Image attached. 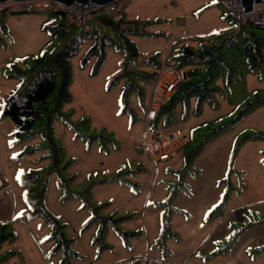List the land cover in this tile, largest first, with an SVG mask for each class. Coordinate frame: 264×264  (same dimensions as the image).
<instances>
[{
  "label": "rangeland",
  "instance_id": "rangeland-1",
  "mask_svg": "<svg viewBox=\"0 0 264 264\" xmlns=\"http://www.w3.org/2000/svg\"><path fill=\"white\" fill-rule=\"evenodd\" d=\"M166 61L186 78L150 128L185 143L155 162L136 144ZM44 70L55 89L17 135L7 101ZM146 256L264 264V27L221 0H118L88 22L0 4V264Z\"/></svg>",
  "mask_w": 264,
  "mask_h": 264
},
{
  "label": "built area",
  "instance_id": "built-area-1",
  "mask_svg": "<svg viewBox=\"0 0 264 264\" xmlns=\"http://www.w3.org/2000/svg\"><path fill=\"white\" fill-rule=\"evenodd\" d=\"M234 19V25L240 29L243 25L251 24L264 27V0L253 5V11L245 12L242 0H221ZM59 10L65 11L73 18L82 22L92 19L93 13L101 12L106 6L89 4H74L71 6L51 1ZM83 16V20L81 19ZM185 74L178 68L165 62L158 71L153 85V93L147 114L146 126L136 144L139 151L144 152L155 162L167 161L185 142L183 135L170 132L161 134L150 128V125L158 120L159 114L167 99L180 87ZM141 264H169L151 257H143Z\"/></svg>",
  "mask_w": 264,
  "mask_h": 264
},
{
  "label": "trees",
  "instance_id": "trees-1",
  "mask_svg": "<svg viewBox=\"0 0 264 264\" xmlns=\"http://www.w3.org/2000/svg\"><path fill=\"white\" fill-rule=\"evenodd\" d=\"M59 12L66 15L65 11L59 10ZM103 21L104 24L107 25L113 24V22H111L110 20H103ZM96 51H98V47L93 46L89 50V53L93 54ZM182 52L183 54H186L189 57L195 56L194 52L191 51L189 48L184 49ZM182 52L179 55V58H182L183 60L188 59L182 54ZM75 53L76 52L73 51L71 55ZM136 54H139V52H137ZM83 61L85 62L86 60L84 59ZM166 62L168 63V61ZM161 66L159 67V69L161 68ZM157 75L158 73L156 74V77ZM53 76H54L53 73L49 70L42 71L39 74V78L37 82L32 86H30L28 89H26L24 94L21 95L16 94L8 99L5 107V115L10 116L13 119L16 126L17 135H20L22 131H28L33 127L34 121L37 119V117L40 114L39 110L41 104H44L46 102V99L49 97V95L52 94V92L55 89V81ZM64 76H65V82H63L62 85L61 95L63 92L64 97L68 98L69 96L68 88H69L70 78L65 73Z\"/></svg>",
  "mask_w": 264,
  "mask_h": 264
},
{
  "label": "water",
  "instance_id": "water-1",
  "mask_svg": "<svg viewBox=\"0 0 264 264\" xmlns=\"http://www.w3.org/2000/svg\"><path fill=\"white\" fill-rule=\"evenodd\" d=\"M30 1H39V0H0V4L7 2L22 3V2H30ZM48 1L59 2L68 6L74 4H81L84 7L85 5H89V4L108 6L115 3L118 0H48ZM259 2H262V0H242V4L244 6L245 12L253 11L254 10L253 5ZM81 19L83 20V16Z\"/></svg>",
  "mask_w": 264,
  "mask_h": 264
},
{
  "label": "crops",
  "instance_id": "crops-1",
  "mask_svg": "<svg viewBox=\"0 0 264 264\" xmlns=\"http://www.w3.org/2000/svg\"><path fill=\"white\" fill-rule=\"evenodd\" d=\"M180 88V87H179ZM178 91V90H177Z\"/></svg>",
  "mask_w": 264,
  "mask_h": 264
}]
</instances>
